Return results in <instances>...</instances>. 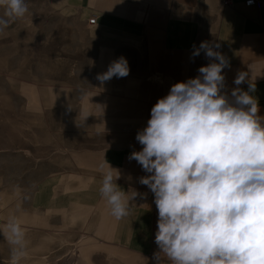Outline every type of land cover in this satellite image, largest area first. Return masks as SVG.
Listing matches in <instances>:
<instances>
[{"label": "rangeland", "instance_id": "obj_1", "mask_svg": "<svg viewBox=\"0 0 264 264\" xmlns=\"http://www.w3.org/2000/svg\"><path fill=\"white\" fill-rule=\"evenodd\" d=\"M25 3L26 14L11 19L0 33V264H44V259L46 264H124L105 250L83 253L81 242L95 233L101 206L95 203L74 218L68 198L70 185L85 177L103 178L99 166L84 162L99 154L110 134L100 117V103L91 100L103 94L97 66L105 59L106 40L89 24L95 16L85 13L80 0ZM120 57L144 59L133 46L123 47ZM25 88L34 89L36 104ZM42 88L53 89L63 101L46 105ZM65 114L78 127H66ZM140 190L156 209L158 221L154 194L148 187ZM13 223L20 225L28 242H11ZM43 245L48 249H34Z\"/></svg>", "mask_w": 264, "mask_h": 264}, {"label": "clouds", "instance_id": "obj_2", "mask_svg": "<svg viewBox=\"0 0 264 264\" xmlns=\"http://www.w3.org/2000/svg\"><path fill=\"white\" fill-rule=\"evenodd\" d=\"M0 7V33L28 10L25 0H0ZM219 47L201 42L194 50L193 56L204 51L218 62L173 84L156 102L147 126L136 135L142 150L129 157L150 174L140 183L154 194L158 210L156 264H264V116L251 94L264 68L249 64L239 71L229 96L223 91V69L230 63L215 50ZM129 71L120 57L97 79L103 83ZM243 83L248 91L238 87ZM100 169L102 198L110 214L122 219L135 196L130 199L116 183L120 175L107 161ZM9 228L11 242L19 244L20 225Z\"/></svg>", "mask_w": 264, "mask_h": 264}, {"label": "crops", "instance_id": "obj_3", "mask_svg": "<svg viewBox=\"0 0 264 264\" xmlns=\"http://www.w3.org/2000/svg\"><path fill=\"white\" fill-rule=\"evenodd\" d=\"M80 1L87 15L97 17L96 24L91 26L107 43L102 52L105 59L97 66L98 74L107 71L123 47L138 48L144 58L128 61L130 71L126 77H113L103 83L97 79L103 94L91 96L96 106L100 103V117L110 134L99 154L83 162L100 167L107 161L120 175L116 183L123 190L126 186L130 199L135 197L130 201L129 215L117 220L100 193L95 233L89 240L83 238L87 240L81 242V249L84 254L88 249L105 250L126 264H147L143 257L148 258V264H156L153 254L159 251L155 243L157 211L140 192L147 187L140 183V178L150 174L136 160L129 159L132 152L143 147L136 135L147 126L151 108L165 96L166 78L170 77L172 84L187 81L200 75V67L218 62L206 57L204 51L193 56L201 42L219 44L215 50L229 61L230 67L223 69V91L229 96L237 87L234 80L239 71H247L249 64L264 68L263 9L248 6V0H232L230 5H224L222 0H88L86 6L84 0ZM159 74L164 80L151 79ZM238 87L248 91L247 83ZM251 94L258 99V115L264 116V77L257 78L256 91ZM115 170L114 175L118 174ZM100 174L103 177L102 171ZM85 178L99 182L103 179ZM92 208L81 212L84 215Z\"/></svg>", "mask_w": 264, "mask_h": 264}, {"label": "bare ground", "instance_id": "obj_4", "mask_svg": "<svg viewBox=\"0 0 264 264\" xmlns=\"http://www.w3.org/2000/svg\"><path fill=\"white\" fill-rule=\"evenodd\" d=\"M151 79L156 80V81H162L164 80L163 75H154ZM173 80L168 77L166 78V89H165V96L169 93ZM27 93L30 95V100L32 102V104L34 105V103L36 104L37 102V98H36V94L34 89L32 88H25ZM62 96V95H61ZM42 97H43V101L45 102L46 105H50L52 103H61L63 100L62 99H57L53 93V89L51 88H42ZM68 114V113H67ZM65 114L64 116V120H62V122L64 121V125L66 127H78L77 125V120L75 118L72 117V115H67ZM101 181V180H100ZM102 182V181H101ZM101 182H99V180L96 179H92V178H86V179H82L81 181H78L77 185H70L68 187V198L70 203H72L73 208H74V214L73 217H78V214L81 215L79 212H81L82 209L84 208H90L92 206H94V204L96 203V201L99 198L100 195V187H101ZM93 186V187H92ZM94 188V190L92 189ZM71 208V207H70ZM72 208V209H73ZM73 212V210H72ZM78 213V214H77ZM83 214V213H82ZM84 216V215H83ZM7 228V227H6ZM26 229V228H25ZM8 231V230H7ZM47 232V231H46ZM61 232V231H60ZM24 235V234H23ZM68 237V236H67ZM63 238V237H62ZM82 238H85V235L82 234ZM44 242L46 241V238L43 237ZM48 239V238H47ZM65 239V237H64ZM81 239V238H80ZM67 240V239H65ZM22 242H28V239L26 238H22L21 239ZM30 242V241H29ZM81 242V241H79ZM71 243V242H70ZM78 243V242H77ZM77 245V244H75ZM34 249H36L37 251H45L48 248L46 246H42V247H35ZM4 250V249H3ZM35 252V251H34ZM39 252V253H40ZM37 253V252H35ZM33 254V253H32ZM29 255V254H27ZM25 257V256H24ZM35 257V256H34ZM43 257V256H41ZM26 258V257H25ZM28 258V257H27ZM33 257H31L32 260ZM36 258V257H35ZM38 258V257H37ZM30 259V257H29ZM34 260V259H33ZM43 260V259H42ZM45 260V259H44ZM43 260V261H44ZM37 261V259H36ZM35 261V262H36ZM39 261V260H38ZM41 262L46 264V262ZM29 262V261H28ZM33 261H31L32 263ZM40 263V262H37ZM33 264V263H32Z\"/></svg>", "mask_w": 264, "mask_h": 264}, {"label": "built area", "instance_id": "obj_5", "mask_svg": "<svg viewBox=\"0 0 264 264\" xmlns=\"http://www.w3.org/2000/svg\"><path fill=\"white\" fill-rule=\"evenodd\" d=\"M222 3H223L224 5H230V4L232 3V0H222ZM246 4H247L248 6H250V5H257V6L261 7V8L263 9V14H264V2H262V1H260V0H252V2L249 3V0H248V1L246 2ZM96 22H97V17H96V16L93 17V18H91V19L89 20V24H90V25H94V24H96Z\"/></svg>", "mask_w": 264, "mask_h": 264}]
</instances>
